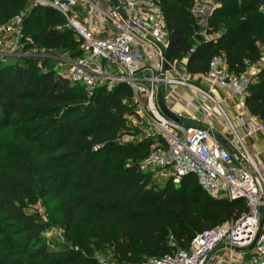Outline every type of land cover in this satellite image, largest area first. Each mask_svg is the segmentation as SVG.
I'll return each mask as SVG.
<instances>
[{"label": "trees", "instance_id": "obj_1", "mask_svg": "<svg viewBox=\"0 0 264 264\" xmlns=\"http://www.w3.org/2000/svg\"><path fill=\"white\" fill-rule=\"evenodd\" d=\"M155 1L167 20L168 60L185 62L187 73L206 74L212 60L223 57L240 76L263 59L261 0H215L220 6L210 14L205 35L193 14L197 0ZM28 3L0 0V27L25 13L24 41L78 58L81 40L65 27V18L48 7L33 6L26 13ZM200 35L204 42L197 40ZM50 63L29 56L0 60V128L18 130L30 152L44 153L55 171L50 174L51 167L35 165L30 157L0 166V214L15 242V251L0 255V264H102L90 238H111L117 264L141 263L186 250L197 234L245 212L241 201L210 196L194 175L179 187L155 184L140 167L154 140L122 141L139 135L130 121L136 114L130 88L102 87L89 99L82 85ZM246 106L264 121V67L253 78ZM66 182L75 194L63 195ZM60 194L55 211L62 227L70 234L82 221L85 235L54 252L44 238L49 223L32 206ZM134 244L147 258L131 256Z\"/></svg>", "mask_w": 264, "mask_h": 264}, {"label": "built area", "instance_id": "obj_2", "mask_svg": "<svg viewBox=\"0 0 264 264\" xmlns=\"http://www.w3.org/2000/svg\"><path fill=\"white\" fill-rule=\"evenodd\" d=\"M28 1L32 6L58 11L65 18V27L81 40L78 58H56L70 65L67 77L82 85L89 99L102 87L107 92L120 85L130 88L136 113L130 121L139 135L124 137L122 141L154 140L140 165L143 173L172 183L194 175L210 196L245 205L240 216L197 234L186 250L141 263L121 264H264V173L247 146L248 138L264 134V121L246 106L248 89L264 67V57L240 76L231 73L223 57H215L209 72L203 75L187 73L185 62L168 60L163 74V50L167 53L169 35L165 13L155 0ZM199 3L197 0L195 15L201 13ZM0 37L23 39L20 18L0 27ZM28 44L31 47L24 52L19 51L24 49L20 45L0 50V58H55L52 51L37 47L33 40L28 39ZM182 90L189 96L187 114L174 111ZM219 94H223L222 99ZM232 96L238 97L235 119L240 122L243 135L223 106ZM160 97L170 111L184 119L183 123L163 113ZM219 119L225 123L226 134L234 135L226 141L239 153L242 163L215 136L213 123ZM251 171L258 177L263 194ZM255 241L254 248L247 252ZM249 253L250 258H246Z\"/></svg>", "mask_w": 264, "mask_h": 264}, {"label": "rangeland", "instance_id": "obj_3", "mask_svg": "<svg viewBox=\"0 0 264 264\" xmlns=\"http://www.w3.org/2000/svg\"><path fill=\"white\" fill-rule=\"evenodd\" d=\"M220 6L218 3L215 2V0H200L199 3V9L201 10L200 14H194L200 22L201 27V34L205 35L207 26H208V18L212 11ZM31 2L28 3V6L25 10L26 13H29L30 9L32 8ZM261 9L264 11V0H261ZM18 18H14L10 20V23H13L17 21ZM17 46L24 47L21 48L19 51H26L29 50L26 48L28 45L27 41H24L23 39L17 40L14 37H0V50H11L16 49ZM11 47V48H9ZM39 52V51H38ZM57 58H62L66 60H72L70 59V55L66 54H55L54 55ZM1 61L5 62L7 59L0 58ZM74 60V59H73ZM50 67H52L58 74H67V72L70 70V65L66 63H60V61L57 60V62L50 63ZM182 71V70H180ZM226 107V105H225ZM235 112V110H234ZM227 113L229 117L233 120L234 127L240 131V125L238 122L234 120V113L232 114L228 109ZM237 115V112L235 113ZM221 129H223V137H227V141H230L234 138V135H227L225 134V123L224 121L220 125ZM251 144H247L249 151L253 155V157L256 159L253 152V149L250 146ZM35 153L39 158L31 157V153ZM30 152L29 150V143L26 142L23 135L13 128H7V129H1L0 128V166L3 164V162H7L10 160L15 159H23L27 160L28 157L31 158V161L37 165H47L48 167H51L50 174L53 175L55 173L54 169H52V160L49 159V157L45 156L42 152L33 151ZM50 169V168H49ZM154 183L163 186L165 184V181H160L157 178H153ZM182 183V182H181ZM181 183H175V187H179ZM67 186L64 187L63 195H71L75 194V189L71 183L68 184L66 182ZM55 195L51 196L48 199H40L39 202L32 206V210L38 211L40 215L43 217V219L49 223V228L44 233V238L47 242V245L50 247L51 251L57 252L61 249L62 245H68L70 247L74 246V243L80 238L85 235V226L82 221H78L72 232L70 234L66 233L65 229L61 225V221L59 216L57 215L55 208L57 207L61 197L63 196ZM245 206V205H244ZM10 229L8 226L2 222V216L0 214V255L8 254L11 251H15V242L14 238L10 234ZM89 242L93 249L95 250V254L97 258L100 260L102 264H117L120 263L119 259L115 257L114 253V245L111 238H103V239H97V238H90ZM171 245H175L172 240H170ZM250 254H247L246 258H250ZM141 257L142 259L147 258L145 254L142 253V249L138 244H134L133 252L131 253V256Z\"/></svg>", "mask_w": 264, "mask_h": 264}, {"label": "crops", "instance_id": "obj_4", "mask_svg": "<svg viewBox=\"0 0 264 264\" xmlns=\"http://www.w3.org/2000/svg\"><path fill=\"white\" fill-rule=\"evenodd\" d=\"M57 60L58 59L56 57L50 59V61L52 63L57 62ZM252 68H254V67H252ZM182 92H183L182 98H181V100H179V102L176 103L174 111L176 113L183 112L184 114H187V112H189V109L187 108V101H188L189 96H188V92H186L184 90H182ZM218 98L222 99L223 94H219ZM237 103H238V97L232 96L231 98H229V100H227L226 102L223 103V106L226 109V111L228 109L232 114L234 113V115L236 116L235 113L238 112ZM225 105H226V107H225ZM234 110H235V112H234ZM235 116H234V120L236 122H238L240 125V131L238 129L237 130L239 131V133L241 135H243V130L241 128V124L238 120L235 119ZM222 122H223L222 119L214 121L213 125H214L215 136L219 140H221V139L227 140V137L224 138L222 135L223 129H221V126H220L222 124ZM248 143L251 144L250 146L253 149L255 157L257 158V163L260 167V170L264 173V134H261V133L254 134L251 138L247 139V144Z\"/></svg>", "mask_w": 264, "mask_h": 264}, {"label": "water", "instance_id": "obj_5", "mask_svg": "<svg viewBox=\"0 0 264 264\" xmlns=\"http://www.w3.org/2000/svg\"><path fill=\"white\" fill-rule=\"evenodd\" d=\"M20 20L23 22L26 18H27V15L25 13H21L20 16H19ZM132 27L136 30L139 31V29L135 26L132 25ZM197 40L200 41V42H204L205 41V37L200 35V36H197ZM163 59H164V62H163V74H165L166 72V68H167V61H168V56H167V53L165 50H163ZM160 107L163 111V113L170 119L178 122V123H183L184 119L182 117H179L178 115H176L175 113H173L172 111H170L164 101L162 100V98L160 97ZM222 142V144L224 145V147H226L228 149V151L231 153V155L233 156V158L238 162V163H242V158L241 156L239 155V153L236 151V149L234 147H232L225 139H221L220 140ZM245 167H248L247 165H245ZM252 172V171H251ZM253 173V172H252ZM253 175L255 176V178L258 180V177L253 173ZM259 182V180H258ZM260 184V189H261V193L263 194V188H262V185L261 183L259 182ZM256 244V241L253 243V245L251 247H249L248 249H246V251H251L254 246Z\"/></svg>", "mask_w": 264, "mask_h": 264}]
</instances>
